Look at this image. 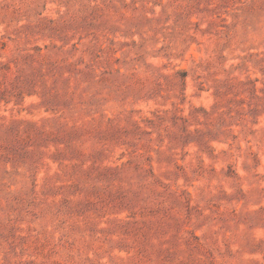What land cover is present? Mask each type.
Returning <instances> with one entry per match:
<instances>
[{
  "label": "rangeland",
  "instance_id": "374dc122",
  "mask_svg": "<svg viewBox=\"0 0 264 264\" xmlns=\"http://www.w3.org/2000/svg\"><path fill=\"white\" fill-rule=\"evenodd\" d=\"M0 264H264V0H0Z\"/></svg>",
  "mask_w": 264,
  "mask_h": 264
}]
</instances>
